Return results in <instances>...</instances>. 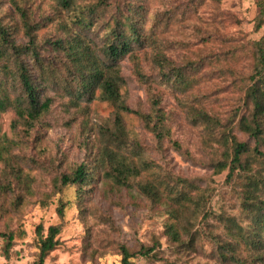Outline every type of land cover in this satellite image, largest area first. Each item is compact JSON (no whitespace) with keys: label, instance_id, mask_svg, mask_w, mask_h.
Segmentation results:
<instances>
[{"label":"rangeland","instance_id":"374dc122","mask_svg":"<svg viewBox=\"0 0 264 264\" xmlns=\"http://www.w3.org/2000/svg\"><path fill=\"white\" fill-rule=\"evenodd\" d=\"M95 1L76 0L71 10L56 0H14L32 19L40 48L65 37L78 10ZM260 4L264 0H140L137 21L150 41L117 61L123 78L119 93L130 112L101 100L98 91L92 100L70 101L64 91L48 90L51 109L31 126L13 110L1 113L0 264L36 261L37 226L47 235L56 225L59 245L44 264H118L122 246L133 254L131 264H239L223 261L218 245L239 241L227 218L243 229L251 226L244 205L246 178L264 175V157L230 182L227 171L217 173L212 163L222 159L224 133L244 139L235 124L247 115L244 94L256 43L264 36V16L257 19ZM0 18L14 25L15 39L24 43L11 0H0ZM92 34L86 41L99 45ZM161 66L171 80H164ZM173 70L189 74L193 85L178 87ZM152 97L164 114L167 137L162 140L133 113L151 114ZM191 109L204 110L222 127L192 125ZM117 119L121 143L111 137L119 131ZM115 143L121 144L124 161L137 169L129 179L133 187L116 186L104 174L110 163L101 150H116ZM261 150L264 154V146ZM79 166L92 175L81 195L77 186L60 183ZM138 184L153 188L155 196L140 194ZM170 224L179 241L168 234ZM7 233L13 239L6 252L2 235ZM238 244L237 257L245 264L264 262L253 261ZM152 246L151 257L138 255Z\"/></svg>","mask_w":264,"mask_h":264},{"label":"trees","instance_id":"16d2710c","mask_svg":"<svg viewBox=\"0 0 264 264\" xmlns=\"http://www.w3.org/2000/svg\"><path fill=\"white\" fill-rule=\"evenodd\" d=\"M11 1L21 18L24 43L15 39L17 31L14 25H5L0 18V114L13 110L21 122L31 126L51 109L53 98L46 93L48 90L64 91L70 101L83 98L92 100L98 91L101 100L111 103L119 111L130 112L119 93L123 78L117 68V61L130 56L135 49L144 47L150 41L142 28L141 20L137 21L141 14L140 0H96L93 4L80 8L77 15H74L71 27L65 29L66 36L47 43V48H40L38 45L32 19L29 20L17 3ZM56 1L66 9L77 8L76 0ZM259 9L257 19L262 20L264 5L260 4ZM89 33L99 39V45L92 38L86 41ZM160 69L164 80H171L166 74V68L161 66ZM173 75L172 82L178 87L185 89L193 85L188 78L189 74L173 70ZM248 79L249 84L244 94L247 115H242L235 124L236 130L244 139L239 140L232 133H224L221 138L224 147L222 159L212 163L217 173L227 171L228 182L241 173L246 175L251 170V163L264 157L261 150L264 146V36L256 43L254 68ZM13 92L17 93L13 95ZM150 109L151 114L133 113L138 115L158 140L165 139L167 130L164 114L155 97L151 99ZM188 113L192 125H204L210 130L222 127L216 117L204 110L191 109ZM115 123L119 131L111 137L121 143L120 119L115 120ZM114 145L116 150L109 146H104L101 150L102 156H107L110 163V170L105 169L104 174L116 186L133 187L129 179L137 176V169L129 166L121 157V144ZM96 169L102 170L101 167ZM90 179L91 172L84 166H79L72 175L60 177V183L62 186H77L81 195ZM246 180L248 189L244 205L246 213L251 217V226L243 229L233 218H227L228 223L232 222L231 231H235L234 234L230 233L239 241L219 244L217 251L223 261L239 264H245L236 253L240 241L251 252L253 261L264 260V175L257 172ZM136 187L146 197L155 196V190L151 187L142 184ZM166 229L172 239L179 241L175 225L170 224ZM59 233L57 225L50 226L47 235L43 234L41 226H37L38 258L31 264H44L45 258L59 245L56 238ZM2 237L7 252L13 233L3 234ZM153 250V246L142 248L138 255L149 258ZM120 254L118 264H131L133 254L123 246Z\"/></svg>","mask_w":264,"mask_h":264}]
</instances>
